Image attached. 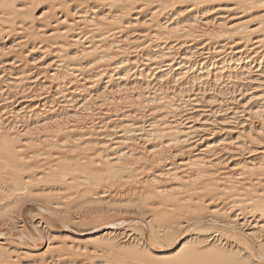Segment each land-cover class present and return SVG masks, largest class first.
Instances as JSON below:
<instances>
[{"label":"bare ground","instance_id":"obj_1","mask_svg":"<svg viewBox=\"0 0 264 264\" xmlns=\"http://www.w3.org/2000/svg\"><path fill=\"white\" fill-rule=\"evenodd\" d=\"M0 264H264V0H0Z\"/></svg>","mask_w":264,"mask_h":264}]
</instances>
